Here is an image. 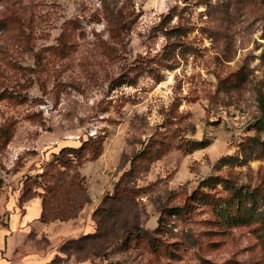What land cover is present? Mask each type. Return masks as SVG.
<instances>
[{
  "label": "rangeland",
  "instance_id": "rangeland-1",
  "mask_svg": "<svg viewBox=\"0 0 264 264\" xmlns=\"http://www.w3.org/2000/svg\"><path fill=\"white\" fill-rule=\"evenodd\" d=\"M36 197L43 264H264V0H0V234Z\"/></svg>",
  "mask_w": 264,
  "mask_h": 264
},
{
  "label": "crops",
  "instance_id": "crops-1",
  "mask_svg": "<svg viewBox=\"0 0 264 264\" xmlns=\"http://www.w3.org/2000/svg\"><path fill=\"white\" fill-rule=\"evenodd\" d=\"M42 213V203L41 199L36 197L24 204L16 212L10 214L9 227L7 228V233L3 232L0 234V264H43L45 263L43 259L50 254L54 245L49 247L48 255H42L38 250L27 249L25 235L28 233V229L37 225L38 229L45 226L52 227L50 223H42L41 220ZM64 229L61 231L63 234H59L56 238L62 239L70 237L74 232H77L74 229V224L68 221ZM62 225V223L60 224ZM68 227V228H67ZM67 229V231H66ZM73 230V231H72ZM2 241V243H1ZM53 244V243H52Z\"/></svg>",
  "mask_w": 264,
  "mask_h": 264
},
{
  "label": "trees",
  "instance_id": "trees-1",
  "mask_svg": "<svg viewBox=\"0 0 264 264\" xmlns=\"http://www.w3.org/2000/svg\"><path fill=\"white\" fill-rule=\"evenodd\" d=\"M55 183L53 184V192H56V204L57 207H61L63 205V202H66L69 198L71 200V196H75L77 199H80L82 196H80L82 190L80 187V182L75 176L72 177V179L67 183L64 182V180L61 178V175L57 174L55 177ZM42 203V210L44 208V202L41 199ZM255 215L259 218H262V221H264V212L262 213H255ZM43 217V214H41V219ZM65 218H61V220H64ZM262 225H264V222H262Z\"/></svg>",
  "mask_w": 264,
  "mask_h": 264
}]
</instances>
